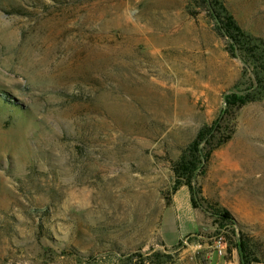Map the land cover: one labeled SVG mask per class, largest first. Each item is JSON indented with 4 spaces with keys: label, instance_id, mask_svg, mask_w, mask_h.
Wrapping results in <instances>:
<instances>
[{
    "label": "rangeland",
    "instance_id": "1",
    "mask_svg": "<svg viewBox=\"0 0 264 264\" xmlns=\"http://www.w3.org/2000/svg\"><path fill=\"white\" fill-rule=\"evenodd\" d=\"M224 2L264 45V0ZM254 68L200 0H0V264H142L138 254L156 253L161 264H238L229 249L241 236L264 264ZM246 90L255 99L225 121L231 138L196 178L198 202L227 210L233 235L192 208L186 187L169 207L164 198L182 151L225 96Z\"/></svg>",
    "mask_w": 264,
    "mask_h": 264
},
{
    "label": "trees",
    "instance_id": "2",
    "mask_svg": "<svg viewBox=\"0 0 264 264\" xmlns=\"http://www.w3.org/2000/svg\"><path fill=\"white\" fill-rule=\"evenodd\" d=\"M200 1L202 7H204L205 11H207L210 16L216 32L227 40L232 51L238 52L241 55L242 60L248 67H255L252 75L253 82L257 83L259 80L258 76H260L261 73L264 74L263 42L259 40L258 44L254 43L253 39L238 25L234 16L225 6L224 0ZM256 45L258 48H256ZM260 46H263V48L258 50ZM258 55L260 58H257ZM261 55H263V58H261ZM260 63L263 67V72L257 71ZM254 99V96L249 93V90L245 92H232L224 97L225 107L218 116V119L210 125H205L199 129L194 139L186 146L173 165L175 180L171 190L164 198L166 207L171 205L170 197L173 196L180 187H186L190 194L192 208L194 210L201 209L203 212L209 214L210 217L215 220L214 224L218 225V231L223 227H231L230 229L234 235L232 217L227 210L218 206L217 208H212L210 205L205 206L203 205V201L202 204L198 202L201 198H199L200 190L196 187V178L205 171L213 151L231 138L233 128L228 126L225 121L229 119L235 109L245 106ZM211 208L214 209V212L209 211ZM230 245L229 251L232 249L235 250L238 256V264L259 263L257 259L251 257L249 245L243 236L233 241ZM137 257L141 260L142 264L148 262L151 264H161L163 263L162 259L165 258L166 255L156 253L151 256H146L145 254H138Z\"/></svg>",
    "mask_w": 264,
    "mask_h": 264
},
{
    "label": "built area",
    "instance_id": "3",
    "mask_svg": "<svg viewBox=\"0 0 264 264\" xmlns=\"http://www.w3.org/2000/svg\"><path fill=\"white\" fill-rule=\"evenodd\" d=\"M224 247V243L221 242V239L217 241L216 251L218 253V256L222 255V249Z\"/></svg>",
    "mask_w": 264,
    "mask_h": 264
}]
</instances>
